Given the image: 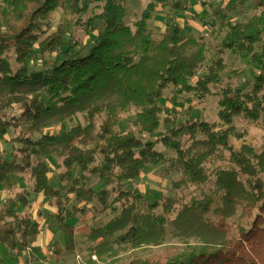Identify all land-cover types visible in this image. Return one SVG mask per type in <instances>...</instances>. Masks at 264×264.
Masks as SVG:
<instances>
[{
    "label": "trees",
    "instance_id": "1",
    "mask_svg": "<svg viewBox=\"0 0 264 264\" xmlns=\"http://www.w3.org/2000/svg\"><path fill=\"white\" fill-rule=\"evenodd\" d=\"M130 1L0 0V141L9 145L0 148V187L8 191L0 195L3 255L25 251L39 233V222L23 210L31 207L33 193L54 199V218L64 230L66 218L89 208L114 213L91 229L92 240L118 233L119 244H158L170 225L200 242L178 260L136 257L127 264H264V183L257 177L258 168L264 171V150L255 152L245 142L246 130L234 126L235 119L264 115V0L255 1L245 21L228 19L243 0L212 6L213 17L204 25L226 33L207 66L210 46L202 35L188 37L169 15L161 32L148 26L156 5L177 13L187 9L184 0H148L128 25L123 16ZM91 7L98 11L86 17ZM58 8L62 15L51 30ZM76 28L89 37L87 43L74 35ZM226 51L248 55L249 78L235 82L243 71L232 69L223 80L230 65ZM168 88L167 105L162 101ZM185 94L183 108L179 97ZM190 95L198 101L217 96L216 120L193 118ZM129 108L133 118L120 130ZM182 110L187 118L178 121ZM55 126L57 132L48 131ZM10 129L14 135L6 139ZM232 137L242 144L235 147ZM50 162L59 170L57 180L68 184L64 194L52 183ZM161 164L162 173L177 174L173 193L149 198L131 182ZM13 176L31 188L14 190ZM204 187H215L218 195L186 198ZM239 209L245 222L227 235L226 218ZM210 211L215 223L206 217ZM55 253L62 255L57 243Z\"/></svg>",
    "mask_w": 264,
    "mask_h": 264
},
{
    "label": "rangeland",
    "instance_id": "2",
    "mask_svg": "<svg viewBox=\"0 0 264 264\" xmlns=\"http://www.w3.org/2000/svg\"><path fill=\"white\" fill-rule=\"evenodd\" d=\"M148 0H132L128 2L125 6V13L123 16V22L128 25H132L135 20L140 17L141 11L144 9L146 2ZM183 1V0H182ZM188 6L186 12L183 10L175 11L170 10L169 8L164 7L162 11L155 10L152 12V19L148 21V26L154 30L155 33H159L164 29L165 16L169 15L171 20L177 21L181 26L182 33L188 37H193L199 39V36L202 35V40L207 46H210V51L207 53L206 62L204 66L210 63V60L215 56L214 46L217 45L222 37H224L226 31L205 26L212 15V6H224L228 0H210V3H203L204 0H184ZM240 1V0H239ZM256 0H243V3L237 4V8L228 13V19L233 21H245L247 18L255 11L254 3ZM159 5H156L158 8ZM161 7H163L161 5ZM96 8L91 7L88 15L90 16L94 12H97ZM194 12H197L198 16H194ZM175 13V14H174ZM62 12L60 8L56 9L51 16V30L55 28L56 24L61 18ZM176 15V18H175ZM90 34L96 35L97 29ZM74 35L76 37L82 38V41L87 43L89 37L82 32V29L76 28L74 30ZM224 59L228 62L229 70L222 73L223 80L226 79L228 72L232 69H239L243 71L241 78L236 79L242 81L249 78V71L252 69V66L249 62L248 55L246 53L232 54L231 51H226L224 54ZM50 62V59H47V63ZM32 63L29 61V65ZM38 64V63H37ZM205 72V67L198 71V75H201ZM212 91L218 90V87H211ZM172 94V89L168 88L164 92V99L162 102L168 105L167 97H170ZM163 97V98H164ZM188 95H182L179 97V101L184 103V107L188 106L186 98ZM191 97V95H190ZM162 98V99H163ZM192 98V112L191 116L197 120H216L217 113V96L210 95L207 96L204 100L198 101ZM9 113H17L14 109H8ZM182 115L179 116V120H184L187 116L183 115V110L181 111ZM134 111L132 108L127 109L122 113L121 120L119 122L120 130H126L127 125L132 120ZM234 126L236 132H241L246 130L245 142L250 144L254 151L261 153L264 150V115L259 118L257 121H242L241 119L234 120ZM53 127V126H52ZM59 129L58 126L50 128L48 131L55 133ZM14 135V131L10 129L6 134V139L11 138ZM162 135V131L157 133ZM153 139L156 136L152 137ZM235 147H239L243 139H237L232 137L231 140ZM0 148H8L9 145L0 141ZM169 156V153L166 154ZM52 161V160H51ZM55 161V160H54ZM53 161V162H54ZM52 167L49 176L51 177L52 183H57L61 189L62 194L65 193L68 186L67 183L59 182L56 178V174L59 171L55 164L50 162ZM162 164L153 167H146L139 175L137 179L131 182L132 185L138 187L140 191L149 198H160L163 194H172L173 192L169 189L171 182L177 179V174H164L162 173ZM257 177H259L264 183V171H260L258 168ZM15 181L14 190H21L24 187L27 189L31 188V185L20 176H13ZM96 178H92L91 182H95ZM97 183V182H95ZM94 183V184H95ZM217 189L215 187H204L202 189H196L188 191L186 193V198L190 199L193 195H196L198 198L214 196ZM8 194V191L4 187H0V195L5 197ZM29 199L31 202V207L29 209L24 208L23 210H28L31 214L32 219L37 220L40 225V230L37 240L39 243V250L36 251L38 258L33 260L31 264H127L133 258H153L159 261H165L168 258L179 259L183 255H187L190 251L197 249L200 246V242L195 240L192 237L181 235L180 231H176L172 226L169 225L166 230L165 239L158 244H143L140 246H132L129 243L119 244L114 239L116 234L107 237L106 239L98 238L92 240L89 237V233L92 228L104 225L108 220L115 216L111 211H107L105 214L100 215L92 211L89 208L86 214H78L77 217L72 220L66 218V224L68 230H64L59 227L57 224L54 215H55V206L51 205L54 202L52 197H46L41 194L30 193ZM160 211V210H159ZM241 216L240 209L231 213L227 216L226 221L229 226V231L227 235L237 232V225L239 223H244V220H240ZM206 217H209L214 223L217 221L213 211L207 213ZM70 227V228H69ZM104 240V241H103ZM106 240V241H105ZM101 242H104L102 245ZM56 243L60 245L62 250V255L57 256L55 253ZM28 249L26 250V252ZM32 249L30 247V253ZM0 254L2 253V248L0 245ZM4 260L7 262V255H3ZM27 256H24V261ZM25 264V263H24Z\"/></svg>",
    "mask_w": 264,
    "mask_h": 264
},
{
    "label": "crops",
    "instance_id": "3",
    "mask_svg": "<svg viewBox=\"0 0 264 264\" xmlns=\"http://www.w3.org/2000/svg\"><path fill=\"white\" fill-rule=\"evenodd\" d=\"M163 8L164 7H161V5H159L158 8H155V10L162 11ZM184 11L186 12V10H183V13H184ZM175 18H176V15H175ZM53 204H54V202L51 203L52 206H53ZM56 212H57V208L55 207V214H56ZM39 232H41L40 225H39ZM37 237H38V235H37ZM37 237H36L35 241L32 243V245L27 248L28 249L27 252H26L27 249L25 251H22V252H17L16 250H14L12 253L8 254L7 255V258H8L7 259V262L4 260L5 264H24V263L25 264H31V263H33V260L35 258H38V254L36 253V251L40 249L39 246H38L39 243H38ZM30 247L32 249V252L31 253H30ZM25 255L27 256V258H26L27 259V262H26V259H25V261L23 260Z\"/></svg>",
    "mask_w": 264,
    "mask_h": 264
}]
</instances>
